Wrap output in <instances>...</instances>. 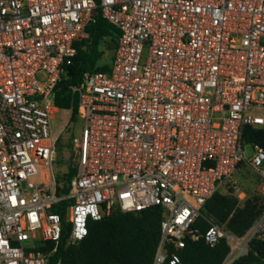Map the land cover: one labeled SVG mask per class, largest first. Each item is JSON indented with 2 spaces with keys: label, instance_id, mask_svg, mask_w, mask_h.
<instances>
[{
  "label": "built area",
  "instance_id": "built-area-1",
  "mask_svg": "<svg viewBox=\"0 0 264 264\" xmlns=\"http://www.w3.org/2000/svg\"><path fill=\"white\" fill-rule=\"evenodd\" d=\"M96 8L95 0H0V264H49L40 248L61 237L53 212L61 200H69L68 245L87 236L90 220L159 207L152 264H182L187 244L201 239L225 240L230 264L253 238L264 240V215L242 237L195 224L240 163L264 183V148L251 144L254 155H243L245 128L264 130V0H101L120 35L109 70L70 88L79 163L71 192L59 195L55 95Z\"/></svg>",
  "mask_w": 264,
  "mask_h": 264
},
{
  "label": "trees",
  "instance_id": "trees-1",
  "mask_svg": "<svg viewBox=\"0 0 264 264\" xmlns=\"http://www.w3.org/2000/svg\"><path fill=\"white\" fill-rule=\"evenodd\" d=\"M97 8L93 21L87 26L84 36L75 43L77 54L71 65L67 66L57 87L55 105L64 111L72 110L69 122L77 120L76 94L72 86H79L86 72L109 70V64L100 66L105 51L117 47L120 32L101 16V0H95ZM112 42L114 45L104 44ZM113 58V57H112ZM244 139L249 144L264 148V130L247 126ZM241 165V163H240ZM239 165V166H240ZM76 174L75 167L59 176L58 194H69V183ZM69 200H61L53 212L61 215L62 232L57 243L46 242L40 251L48 254L49 264H152L154 253L160 239V224L163 210L159 207L123 213L115 211L100 221L88 222L87 236L75 244H67L70 224L65 221L64 209ZM264 210V204L257 197L247 199L243 205L229 191L216 192L205 204L195 227L205 232L208 221L223 225L225 229L238 237L246 235L258 221ZM208 220V221H207ZM230 253L225 240L211 247L203 239L189 242L182 254V264H223ZM230 264H264V240L253 238L247 254L236 258Z\"/></svg>",
  "mask_w": 264,
  "mask_h": 264
},
{
  "label": "rangeland",
  "instance_id": "rangeland-1",
  "mask_svg": "<svg viewBox=\"0 0 264 264\" xmlns=\"http://www.w3.org/2000/svg\"><path fill=\"white\" fill-rule=\"evenodd\" d=\"M107 45L114 44L109 41L108 44H104L105 49ZM112 57L113 51H105V54L99 65L103 66L111 63ZM69 119L70 114L68 113V111L60 109L59 113L52 120V132L54 135H59L57 152L53 166L54 173L56 174L57 178L67 173L70 166L76 168L79 163V159L73 154L72 140L73 138L80 135L81 122H78V118L75 122H69ZM243 155L247 160L250 159L254 155V147L249 143L244 144ZM235 187H238L245 195L244 198L240 200L241 205H243V203L247 199L253 197H257L260 202L264 204V183L261 178L253 172L247 162L241 163L238 170L233 175L231 182H228L220 187L218 192L225 194L231 191L232 193H234ZM263 215L264 210L260 218ZM260 218L258 219V221L260 220ZM24 245L39 247V243L31 241L25 242Z\"/></svg>",
  "mask_w": 264,
  "mask_h": 264
}]
</instances>
